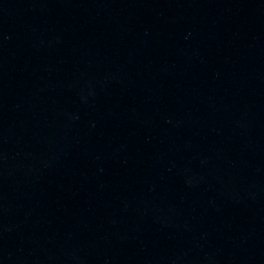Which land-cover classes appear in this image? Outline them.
<instances>
[{"label":"water","instance_id":"obj_1","mask_svg":"<svg viewBox=\"0 0 264 264\" xmlns=\"http://www.w3.org/2000/svg\"><path fill=\"white\" fill-rule=\"evenodd\" d=\"M0 264H264V0H0Z\"/></svg>","mask_w":264,"mask_h":264}]
</instances>
